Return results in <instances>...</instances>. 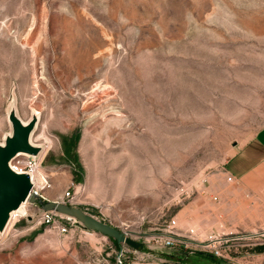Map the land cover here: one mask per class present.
Returning <instances> with one entry per match:
<instances>
[{"label": "rangeland", "instance_id": "obj_1", "mask_svg": "<svg viewBox=\"0 0 264 264\" xmlns=\"http://www.w3.org/2000/svg\"><path fill=\"white\" fill-rule=\"evenodd\" d=\"M13 100L24 120L40 115L45 195L74 187L73 206L145 243L123 264H175L159 238L172 219L190 239L262 230L226 233L213 196L227 160L264 126V0H0V141ZM75 131L80 166L62 159ZM24 213L0 264H118L109 236L60 233Z\"/></svg>", "mask_w": 264, "mask_h": 264}, {"label": "crops", "instance_id": "obj_2", "mask_svg": "<svg viewBox=\"0 0 264 264\" xmlns=\"http://www.w3.org/2000/svg\"><path fill=\"white\" fill-rule=\"evenodd\" d=\"M229 176L233 177L232 180H228ZM218 180L219 226L226 229V233L230 235L239 233L238 228L262 230L241 236L240 239H250V242H242L241 246L245 248L233 249L231 245L223 246L221 257H206L213 254L199 250L179 253L172 251L167 254L171 262L227 264V260H233L235 256L246 264H257L259 255H264V126L227 160ZM48 199L61 200V189L49 192ZM129 253L131 252L128 251ZM133 255L141 256V253Z\"/></svg>", "mask_w": 264, "mask_h": 264}, {"label": "water", "instance_id": "obj_3", "mask_svg": "<svg viewBox=\"0 0 264 264\" xmlns=\"http://www.w3.org/2000/svg\"><path fill=\"white\" fill-rule=\"evenodd\" d=\"M40 115L32 111L30 118L23 121L19 115L15 100L8 109L10 131L0 141V236L7 233V227L13 213L26 201L35 202L36 193H32L33 177L29 172H16L11 167V161L19 154L31 158H40L45 144L32 140L38 126ZM32 193V194H31ZM43 210H56L77 218L88 229L100 232L115 239L119 244H125L134 249L142 250L145 243L139 241L112 225L95 219L94 216L81 208L65 204L58 200H48L42 205Z\"/></svg>", "mask_w": 264, "mask_h": 264}, {"label": "built area", "instance_id": "obj_4", "mask_svg": "<svg viewBox=\"0 0 264 264\" xmlns=\"http://www.w3.org/2000/svg\"><path fill=\"white\" fill-rule=\"evenodd\" d=\"M43 158H31L27 155L19 154L14 157L11 161V167L16 172H29L32 174L33 177V188L32 193H36L35 202H30L33 204H37L38 209L35 214L38 215V220L40 223L53 226L57 229L60 233H67L69 230L72 229L73 226L81 227L87 233H94V230L88 229L85 227L77 218L67 215L56 210H43L42 205L46 201H48V197L45 195V190L47 188L52 187V182L50 181V177L48 174L42 175V187H39L36 183L34 178V174L38 172L39 169L42 167ZM232 176L228 177V180H232ZM31 193V194H32ZM75 197H76V189L73 187L68 188V190L64 193V196L60 202L65 204L74 205L75 204ZM214 200H218V196H213ZM177 221L176 219H172L169 223L167 228L165 229V233L161 235L159 238L162 240L163 244L172 249L173 253L181 252L178 250L177 246L184 247L188 251H203L209 252L214 256L221 257L223 256L221 248L231 241L234 238H241V236H222V235H212L206 240H199L197 238H191L190 235L187 236L185 234L179 233L176 231ZM189 233L194 234L195 230H189ZM6 235V234H5ZM5 235L0 236V246L3 243V239ZM224 235V234H223ZM119 254H118V264H123L121 257H125L130 251L132 254H142V250L134 249L129 247L125 244H120Z\"/></svg>", "mask_w": 264, "mask_h": 264}, {"label": "trees", "instance_id": "obj_5", "mask_svg": "<svg viewBox=\"0 0 264 264\" xmlns=\"http://www.w3.org/2000/svg\"><path fill=\"white\" fill-rule=\"evenodd\" d=\"M80 135L81 134L79 131H75L70 135H63L62 136V145H63L62 159H65L67 161H71V162L77 164L78 166H80V163H79L78 153L76 152L75 149H76V146L79 142ZM74 180L76 182L82 181V177L80 176V174H78L77 170H75V172H74ZM111 239L116 244L117 249H119L120 244L115 239H113V238H111ZM206 257H215V256L206 255Z\"/></svg>", "mask_w": 264, "mask_h": 264}, {"label": "bare ground", "instance_id": "obj_6", "mask_svg": "<svg viewBox=\"0 0 264 264\" xmlns=\"http://www.w3.org/2000/svg\"><path fill=\"white\" fill-rule=\"evenodd\" d=\"M22 120L23 121H27V120H24L23 118H22ZM34 136V135H33ZM32 140L34 141V138L32 137ZM35 142V141H34ZM47 148H48V146H47V144L45 145V149H44V151L42 152V154H41V156H40V158H43L44 156H45V154H46V152H47ZM42 175H43V172H42V170L41 169H39L38 170V172L37 173H35L34 174V178H35V180H36V183H37V185L39 186V187H42ZM30 204V201L29 200H26L14 213H13V216H12V218H11V220H10V223H9V225H8V227H7V231H8V229H9V227L11 226V224L18 218V216H20V215H23V213L26 211V207L28 206ZM25 215H29V217H31L32 218V220L33 221H36V220H38V215L37 214H33V215H30L29 213H27V212H25L24 213ZM130 232H132V231H129V233ZM131 234V233H130Z\"/></svg>", "mask_w": 264, "mask_h": 264}]
</instances>
